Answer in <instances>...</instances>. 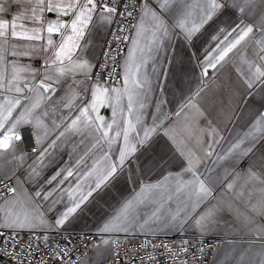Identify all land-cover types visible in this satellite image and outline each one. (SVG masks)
Segmentation results:
<instances>
[{
	"label": "snow or ice",
	"instance_id": "6c2138e0",
	"mask_svg": "<svg viewBox=\"0 0 264 264\" xmlns=\"http://www.w3.org/2000/svg\"><path fill=\"white\" fill-rule=\"evenodd\" d=\"M232 14H237L236 19L226 27H217L211 37L214 46L197 66L206 77L209 69L217 70L239 56L247 66L246 87L251 90L259 86L264 90V0H196L195 3L189 0H0V94L25 93L27 89L24 99L30 104V107L22 105L19 98L4 96L0 104V158L17 159L19 149L18 167L32 160L27 180L33 184L29 192L19 179L16 187H9L5 183L8 177L0 178V188L11 193L0 203V264H87L81 257L73 256L86 240L69 246L64 237L67 226L78 210L84 211L94 194L119 175L127 172L135 175L137 169L142 172L150 159L148 154L155 151L161 137L170 142L172 156L177 161L176 168L164 179L175 182L167 187L159 180L155 184L137 182L139 198L124 201L97 228L100 243L109 246L104 252L110 257V264H203L200 257L205 255L204 242L197 245L183 236L185 225L203 235L210 225L221 222V214L225 212L243 227L254 226L253 231L264 235V153L258 164H251L244 172L238 189L236 180L226 184V189L233 191L238 199L247 194L251 201L253 190L260 192L256 202L249 205L253 215L241 214L231 203H206L213 198V190L207 178H201L199 168L205 157L213 155L220 133L192 102L199 89L175 112L180 116L186 108L195 109V113L185 114L179 130L174 125H164L159 116L153 117L150 125L144 120L153 91L152 77L165 75L159 70L160 58L163 54L167 62L170 41L179 35L191 45L206 25ZM253 16L252 22L245 23L247 17ZM38 41L43 43L37 44ZM125 41L129 46L121 65L116 59L119 52L112 45L115 43L118 49ZM38 53L43 57V72L31 64H21L20 58H32ZM109 62L111 71L106 78L104 70ZM120 67L123 71L118 73ZM77 75L82 78L78 79ZM37 79L38 83H31ZM58 89L64 93L60 102L68 113L60 117L59 124L53 120L54 127L49 129L44 122L49 112L45 110L34 117L33 112ZM18 105L24 111L13 117ZM102 107L111 110L108 119L99 114ZM65 124L64 130L45 147L41 129L47 139ZM22 125L31 128L30 152L22 135L28 128H21ZM85 131L94 141L91 147L74 165L56 167L50 176L40 180L44 170L55 164L57 142ZM261 143H264V113L220 159L237 152L240 156L254 154ZM104 145L108 146L103 154L106 166L97 172L99 161L89 167L86 158L93 148L103 149ZM142 156L146 157L143 161ZM109 157H112L110 162ZM166 162L164 157L152 161L157 167ZM73 177L75 180H70ZM237 178L240 179L239 174ZM66 181L67 188L63 187ZM54 182L55 187H48ZM57 191L59 197L49 202ZM173 200L178 202L176 210L162 213ZM150 204L156 205L150 214L142 212V206L147 208ZM201 205L203 210L197 211ZM153 224L164 227L154 228ZM165 228L181 236L179 243H165L156 236L157 231ZM148 233L156 239H145ZM105 234L114 238L103 239ZM92 247L100 252L99 244ZM257 255L262 257L260 264H264V251Z\"/></svg>",
	"mask_w": 264,
	"mask_h": 264
},
{
	"label": "crops",
	"instance_id": "0c3cea01",
	"mask_svg": "<svg viewBox=\"0 0 264 264\" xmlns=\"http://www.w3.org/2000/svg\"><path fill=\"white\" fill-rule=\"evenodd\" d=\"M189 2L195 3L196 0H189ZM236 17L237 14H232L231 16H223L219 19L214 18L215 23H211V26L206 25L205 28L201 30V33H198L197 36L193 38L191 45H187L182 36L179 35L170 41V47L167 52V62H164L163 54L160 58L159 70H163L165 75L152 77L153 91L150 93L148 107L144 113V120L150 125L153 117L159 116L160 121H163L164 125H174L179 130L184 124L185 114H193L195 113V109L186 108L180 116H176L175 112L179 110L182 103H187V98L189 96H193L199 89V95L194 96L192 102L204 112L207 119L213 122L220 133V136L217 137L219 143L213 146V155L211 157H205L199 168L201 178H207L208 186L213 190V198L206 203H231L233 208L238 210L241 214L251 216L253 213L249 205L256 202L261 195L260 192L253 190L251 201L247 199V194L243 199H238L233 191L226 189V184L236 180L237 189L239 188V185L243 183V174L247 168L253 163H259L261 154L264 153V143L259 144L255 153L249 154L248 156H240L237 152L223 160L220 159V157L225 156L232 144L242 138L244 134L252 128L256 121L261 118V113H264V90H261L259 86L253 87L251 90L246 87L244 80L246 78L245 72L247 66L242 64L239 56H234L232 60L223 67L218 66L217 70L209 69L208 76L206 77L201 75V68L197 66L199 60L203 59L206 51L214 46L211 37L215 34L217 27H226L232 20L236 19ZM254 19V16L247 17L245 23L252 22ZM28 23L29 26H31L30 22ZM36 43L40 44L43 43V41H38ZM95 51L99 52V49ZM126 56L127 51L123 57L122 64ZM20 62L21 64H31L33 67H39L41 72L44 70L42 54L38 53L37 56L32 58L22 57L20 58ZM122 71L123 68L121 67V72ZM77 78L79 79L82 77L77 75ZM120 80L122 82V77ZM31 83H38V79L32 80ZM68 83H71V79H69ZM22 84L23 81H21V86ZM25 93H27V89H25ZM25 93H15L13 91L11 93L5 92L0 94V104L4 102V96L6 95L9 98L17 97L21 100L22 105L30 107L28 101L24 99ZM63 95L64 93L58 89L50 100L43 101L41 107L33 112V117L47 110L49 116L44 118V122L48 125V128L52 129L54 127L52 123L53 120L59 124L60 117L68 113V109L64 107L63 102H60V97ZM22 111H24V109L18 105L13 111V117H18ZM149 113L151 115H149ZM99 114L108 119L111 115V110L102 107L100 108ZM160 121H157V123H160ZM204 123L205 121L202 119L201 124L203 125ZM66 126V124L62 125L47 139L44 137V129L42 128L41 140L44 146L47 147L52 140L56 139L60 131H63ZM21 128H28V130L22 131V135L25 137L26 141L30 138L32 140L30 136L31 128L23 125ZM112 135H114V133H112ZM205 139L207 140L208 138L205 137ZM82 140L83 143H81ZM26 141L24 145L25 148ZM57 143L58 147L56 149L55 164L44 170L40 180L50 176L56 167L63 168L74 165L75 161L91 147L94 141L91 140V137L88 136L85 131L82 134L67 135L61 138ZM119 143L122 144V138ZM116 146L117 145H114L113 147ZM245 146L246 143L241 145V147ZM107 149V145H104L103 149L93 148L86 158L87 165L91 167L96 161H99L96 165L97 172H102L106 166L103 154ZM28 151L30 152V150ZM198 154L202 155V153ZM20 155L21 152L18 149L16 152L17 159H12L11 157L0 158V177L13 178V187L17 186L16 181L19 179L23 187L30 192L33 184L27 180V172L32 160H26L22 167H18ZM31 155H35V153H31ZM148 157H150V159H148V162L144 165L142 172L137 169L135 175L131 172L121 174L98 194H94L93 198H90V202L84 207V211L81 212L78 210L75 219L67 226V231L97 233V228L110 218L124 201L139 198L138 194L140 193V187L137 182L142 184H155L159 180L165 187L174 184L175 181L173 179H164V177L168 176L169 171L176 168L177 163L175 157L172 156L170 142L167 138H159L155 145V151L149 153ZM160 157H164L167 162L162 163L158 167L153 166L152 161L159 160ZM111 159L112 157H109V162ZM145 159L146 157H141L142 161ZM81 170H84L83 167ZM237 174L240 175V179L237 178ZM94 178L95 176L90 178L88 182H91ZM70 180L74 181L75 177L70 178ZM55 186L54 182L53 185L48 187ZM63 187H69V182L66 181ZM257 187H259V185H257ZM86 190L85 188V191ZM59 195V191L55 192L49 202L58 198ZM144 195L147 196L148 194L144 193ZM181 199H185V197L181 196ZM65 201L67 202V197H65ZM0 203H3V200H1ZM177 203L178 202L175 200L169 201L161 212L166 213L169 209L175 211ZM58 207L62 209L63 205H59ZM153 207H156V205L150 204L147 208H143L142 206L141 210L142 212H148L150 214ZM181 207H183V205H181ZM203 208L204 205H201L197 211H202ZM181 215H183V213H181ZM221 215L223 217L221 222L218 225H210L209 230L203 235L187 225H185L186 231L182 233V235L189 238L217 237L222 240L210 264H260L262 257L257 255V253L264 251V235L257 234L253 231L252 228L254 226L243 227L240 222L236 221L232 215L226 212ZM224 220H227V223H225ZM152 227L164 226L153 224ZM147 235H152V233H148ZM108 236L109 235L105 234L103 239H108ZM156 236H176V233L175 231H167L165 228L164 231H157ZM99 247L100 252L94 248L90 256L84 260L87 264H100V262L108 256L104 250L109 246L99 243ZM101 253H103V255ZM241 257H243V259H241Z\"/></svg>",
	"mask_w": 264,
	"mask_h": 264
},
{
	"label": "built area",
	"instance_id": "2783aa9c",
	"mask_svg": "<svg viewBox=\"0 0 264 264\" xmlns=\"http://www.w3.org/2000/svg\"><path fill=\"white\" fill-rule=\"evenodd\" d=\"M128 41H125L123 44L120 45V47L117 49L116 44L113 43L112 47L113 49H116L119 52V55L116 57L117 61L122 64L123 57L127 51L128 48ZM115 54V53H114ZM111 71V62H109V67L104 70L105 77L107 78V73ZM117 72H121V67L117 68ZM121 78V77H120ZM119 78V79H120ZM26 141V140H25ZM32 146V140L31 138L26 141V149L30 150ZM1 178V177H0ZM5 183L9 187L14 186V180L13 178L5 179ZM11 196V193H7L2 188H0V201L3 200L4 197ZM64 237L67 238V240L70 242L69 246H77L80 245L81 240H86V244L83 246H80L79 251L74 252L73 256H79L82 260L87 259L90 256V253L94 249L92 247L93 244H99L101 237L95 233V232H69L66 231L64 233ZM109 240L113 239L114 237L108 236ZM145 239H156V236L153 235H146L144 237ZM181 236H159L160 240H163L165 243H179ZM189 238V237H186ZM193 241L195 244H199L201 241L204 242L205 247V255L200 257V259L203 261V264H210L213 256L215 255V252L220 247L222 240L217 237H199V238H189ZM100 264H110V257L107 256Z\"/></svg>",
	"mask_w": 264,
	"mask_h": 264
}]
</instances>
